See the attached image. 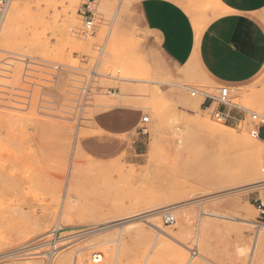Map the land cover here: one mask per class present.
<instances>
[{
    "label": "rangeland",
    "instance_id": "rangeland-1",
    "mask_svg": "<svg viewBox=\"0 0 264 264\" xmlns=\"http://www.w3.org/2000/svg\"><path fill=\"white\" fill-rule=\"evenodd\" d=\"M19 1L12 0L10 12ZM20 2L15 23L9 26L13 33L10 35L9 29V35L4 33L1 38L3 32L0 34V63L11 57L59 63L88 75L91 88L77 116L65 107L49 115L35 109L0 108V237H13L19 230L38 225L50 230L48 235L55 234L61 251L78 249V255L86 256L88 264H93L94 253H107L101 264L264 262V244L256 239L260 216L254 205L264 190L223 197L219 203L230 205L222 212L226 219L207 220L200 214L207 204L192 205L195 220L184 240L164 235L143 217L155 214L150 210L158 206H175L187 199L237 190L264 180V156L261 159L255 150L232 149L228 140L212 138L197 127L185 131L183 152L170 155L176 140L171 123L175 114L233 129L236 135L245 134L258 144L250 135L251 113L264 115V70L251 83L232 87V104L238 108L231 110L230 120L219 121L214 116L217 103L210 109L203 103L205 96L216 97L225 85L215 83L197 69L194 60L182 69L170 65L149 41L140 13L142 0H98L97 5L108 3L113 11L103 14L96 10L90 43H83L69 29L75 11L80 32L85 33L78 15L82 0L72 10L61 0ZM225 9L219 0H198L190 9L196 14L190 13L196 34L198 27L203 32ZM8 12L0 31L5 32L8 26ZM11 63L13 73L4 74L10 79L1 82L22 86L24 65L20 61ZM155 85L160 88L159 94L153 90ZM192 92L197 95L192 96ZM198 100L203 101L199 108ZM155 101L166 106L163 116L152 107ZM142 117H148L149 122L139 124ZM115 120L123 128L119 130H127L110 134L101 129V121L110 126ZM246 155L256 158L254 176L233 182L215 179L239 173ZM171 213L176 216L174 225L165 223V212L157 216L167 231L177 234L179 212ZM243 213L254 222L253 226L238 220ZM135 214L143 218L125 222ZM201 220L215 227L203 243L199 235ZM59 223L69 227H58ZM72 231L76 237L67 239L74 236ZM48 235L0 248V264H21L32 259L49 264L52 254L42 257L39 253L49 251L50 244L29 253L24 250L32 240Z\"/></svg>",
    "mask_w": 264,
    "mask_h": 264
},
{
    "label": "crops",
    "instance_id": "crops-1",
    "mask_svg": "<svg viewBox=\"0 0 264 264\" xmlns=\"http://www.w3.org/2000/svg\"><path fill=\"white\" fill-rule=\"evenodd\" d=\"M196 2L142 0L140 13L151 44L176 69L194 60L215 83H251L264 70V0H219L225 13L197 34L189 11ZM115 122L107 126L101 121L100 127L110 134L123 129Z\"/></svg>",
    "mask_w": 264,
    "mask_h": 264
},
{
    "label": "bare ground",
    "instance_id": "bare-ground-1",
    "mask_svg": "<svg viewBox=\"0 0 264 264\" xmlns=\"http://www.w3.org/2000/svg\"><path fill=\"white\" fill-rule=\"evenodd\" d=\"M20 1H22V0H20ZM20 1H19V3H17V4L15 3L13 5L15 7H11V9H13L12 12H10V9H8L9 10L8 15L10 13V17L9 18L7 17L8 26L5 29V32H4V30L0 31V34H2L1 32H3V34L1 35V38H2V36H4V33H6V35L7 34L9 35V29H10L9 26L15 19V12L21 8V4L22 3ZM61 1L64 4L69 5V8H71V10L73 8H76L80 4V0H61ZM200 1H201V3H203V2L205 3L206 0H200ZM97 2H98V0H97ZM97 2H96V5H97ZM118 4H120V3H118ZM10 6H11V4H10ZM193 7H190V8H193ZM96 10H98L100 13H103V14L104 13L105 14H111V12L113 11V8L108 3H104L103 2L101 5H97L96 6ZM189 11H190V13L195 14V13L192 12V10H189ZM71 14H72V12H71ZM6 15H5V17H6ZM8 19H9V21H8ZM198 19H200V18H198ZM4 20H5V18H4ZM4 20H3V22H4ZM16 20H18V19H16ZM3 22H2V24H3ZM13 23H15V22H13ZM2 24H1V26H2ZM196 24H197V22H196ZM0 29H1V27H0ZM69 29H70V31L72 33H76V35L78 37L77 39L81 40L83 43H85V42L86 43H90L89 41L91 40L92 36L90 35V33L85 35V33L83 32L84 35L81 34V32H80L81 31V23L76 20L75 11L73 12V16L69 20ZM199 29H200V27L197 28V30H199ZM10 32H11L10 33V35H11L13 33V29H10ZM9 37H11V36H9ZM7 38L5 37V40H7ZM41 47H43V46L41 45ZM99 63H98V65H99ZM100 75H102V74H100ZM107 77H109V76L107 75ZM112 77L113 76H111V78ZM116 79L119 80V81H123L124 80V78H118V77ZM126 81H129V79H126ZM153 90H155L156 94H159L160 88H158V86L155 85V86H153ZM116 95L117 94H115L114 96H116ZM232 100H233V96L231 95V106L236 107L237 104H232ZM202 102H203L202 100H198L197 101V107L198 108L202 104ZM152 107L155 108L156 111H159L161 116H163L164 112L166 111V106L162 102H159V101L153 102L152 103ZM236 108H238V107H236ZM239 109H241V108H239ZM247 111H249V110H247ZM199 119L197 118V119H190L189 120V119L183 118V116L176 115V114L173 116V118L171 120V123L173 125V129L172 130H173V133H174V135L176 137V140H175L174 148L170 152V155L172 157L178 156V155H180L183 152V146H184V142H185V131L188 128H193V127L200 128L202 131H204L208 136H210L212 138H215V139H218V140H221V141L228 140V143L230 144L232 149H234L233 147H236L237 150L239 148L242 151L243 150H249V149L250 150H255L256 151L255 153H258V155L261 157V159H262V156H264V149L260 145V144L264 145V140H262V138L254 139V141H258V144H255V143L251 142L250 141L251 139L249 140L247 138V136H244L245 134L242 135V136H240V135L238 136V135H236V132H234L233 129H229V128L224 129L222 126H219L218 124H213V123H211V122H209L207 120L203 119V121H202V120H199ZM238 151H240V150H238ZM249 152H247L246 154H248ZM251 155H252V153H251ZM246 156H245L246 158L243 161V165L238 168V171H240L239 173L234 172L232 174H228L226 176H222L220 178H215V179L216 180L233 182V181H236V180L239 181V179H241V178H247L248 179V178L254 176V174L256 173L255 169H256V166H257L256 158H254L255 156L254 157H252V156L248 157V155H246ZM259 183L260 182L251 183V184H248L246 186L239 187L237 190H233V188L222 190V191L216 192L212 196H208V197H204V198L187 199V200H185L183 202H180L179 204H177L175 206L174 205H172V206H165V205L158 206V207L150 210V212H152V213L155 212V214H148V215H145L143 217H145V219L148 220V223L150 224V226L152 228H156V229L162 231L164 233V235L169 236L170 238H178V239L184 240L185 237L188 235L189 228L191 227L193 221L195 220V216H194V212L195 211H192L191 208H190V207H192V205L198 204V205L201 206V205L207 204V207H201L203 209H202V211L200 213L201 217L204 216V217L207 218V220H208V218H212V217L226 219V216L223 215L222 212L224 211V209H227L228 207H230V205L228 204V205L224 206L223 204L219 203V201H221L223 199V197L228 196V195L233 194V193H249V192H253V191H256V190H263L264 189V186H262L263 184H259ZM167 211L177 212V213L178 212L180 213V211H184L183 213H180V214L178 213L179 229H178L177 234H173L172 232L167 231L164 228V226L161 223V221L158 219L157 215H159L161 212H167ZM143 213H145V212H143ZM132 217H134V218H132ZM143 217H141L140 214H135L134 216H131V218H129L128 220H125V222L129 223V222H132V221H138L140 218H143ZM238 220L242 221L245 225L247 224V225H252L253 226V224H254V222H252L250 220V217L248 215H244V213L241 216V218H239ZM55 221L57 222L58 220L54 219V222ZM125 222H122V223H125ZM59 224H61V223H59ZM59 226H63L64 228L69 227V226L64 225V224L63 225L62 224L58 225V227ZM58 230H59V228H58ZM2 231H4V230H2ZM49 231L50 230L46 231L45 229H41V227L38 226V225H36V227L19 230V231L16 232V235H14L13 237H8V236L7 237H0V248L10 247V246L13 245V243L15 241L19 242L20 240H22L21 241L22 243H25L26 241L35 238V236L48 235ZM56 231L57 230H55L54 232H56ZM94 231H97V230H94ZM213 231H215V227L212 226L211 222L203 221V220L200 221V223H199V235H201V240L200 241H202V243L205 240L206 236L208 234H210L211 232H213ZM72 232H73V235H74V231H72ZM76 232H78V231H76ZM70 233H71V231H70ZM142 233H143V231H142ZM256 235H257V238H256L257 241L264 244V231H263V228L261 229V227H259ZM74 237H76V235L70 236V237L67 236V239L68 238H74ZM37 239L32 240L29 244L26 245V247L24 246V250L28 251V253H29V251H31L32 249L34 251V249H36L38 247H40V249H41V246L50 244L51 247H50L49 251L44 250V251L39 253L40 255H42V257L44 255H46V254H52V256L50 255L51 258L49 259V261H50L49 264H88L86 256H79L78 255V251H79L78 249L75 252H72V251H68V252L61 251L59 244L56 243L57 241L55 240V234H53V233L48 235L47 237L39 238L38 240ZM62 245H64V244H62ZM101 245H102V243H101ZM36 250H39V249H36ZM5 251L6 250H4V252ZM106 254L105 253H103V254L94 253L93 254V258H92L93 259V264H101L103 262V260H104L103 259V257H104L103 255H106ZM8 257H10V256H5L4 258H8ZM1 258H0V260H1ZM21 264H44V262L43 261H38L36 259H32L30 261L23 262ZM260 264H264V262H261Z\"/></svg>",
    "mask_w": 264,
    "mask_h": 264
},
{
    "label": "built area",
    "instance_id": "built-area-1",
    "mask_svg": "<svg viewBox=\"0 0 264 264\" xmlns=\"http://www.w3.org/2000/svg\"><path fill=\"white\" fill-rule=\"evenodd\" d=\"M11 2L12 0H0V27ZM96 2L97 0H82L78 10L85 33H90L95 29ZM14 61H20L24 65L22 86L1 82L3 79H10L4 74L13 73L10 69H13L14 65L11 62ZM66 81L69 84H65ZM90 88L91 78L88 75L78 73L59 63L41 62L28 57L23 59L11 57L0 63V108L16 111L35 109L41 115H49L48 113L59 111L65 107L71 109L73 111L71 114L77 116L85 105ZM232 92V87L222 86L216 97L205 96L203 105H209L208 109H210L217 103L218 108L214 116L219 121H226L230 117L231 110L236 108L231 106ZM66 95L73 98H68ZM196 95L197 92H192V96ZM68 102L70 105H67ZM251 120L250 135L254 139L264 137V115L252 112ZM148 122V117L142 118V123ZM262 172L264 173V169ZM259 184L264 186V180ZM254 205L260 216L258 226L262 227L264 226V195L255 199ZM164 221L167 225H174L176 218L170 211H167L164 214Z\"/></svg>",
    "mask_w": 264,
    "mask_h": 264
}]
</instances>
